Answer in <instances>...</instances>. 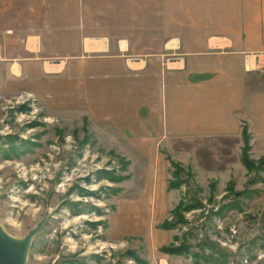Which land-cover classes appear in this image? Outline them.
Masks as SVG:
<instances>
[{"label": "rangeland", "instance_id": "374dc122", "mask_svg": "<svg viewBox=\"0 0 264 264\" xmlns=\"http://www.w3.org/2000/svg\"><path fill=\"white\" fill-rule=\"evenodd\" d=\"M156 1L160 6H172L178 0ZM68 3L74 17L69 26L76 29L70 33V40L77 45L69 51L73 54L75 51L71 56L78 55V47L88 34L107 39L108 54L121 53L116 51V44L125 46L123 57L127 65H134L132 59H143L149 49L162 62L175 57L163 55L165 39L159 38L165 25H175L160 23V11H153L150 17L148 0H69ZM67 25L59 26L67 29ZM89 54L91 58L84 62L98 65L102 56L98 52ZM68 55L54 56L55 62L66 66ZM235 80L241 85L245 83L252 91L247 104L241 97L236 101L237 115L246 112L249 120L253 117L258 125L260 114L255 111L264 108V102L260 105L258 95H253L264 91V72L253 74L251 79L239 75ZM142 82L143 79L139 81ZM142 86L104 89L103 113L98 114L95 105L86 99L89 90L69 88L70 98L58 101L64 108H55L51 95L50 105L45 103L47 93L40 95L28 88L9 91L0 85L1 229L20 239L43 219L31 237L26 264H264V135L257 126L253 129L256 133L249 132L243 120L239 122V134H216L215 176L204 174L197 179L190 168L181 164L192 163L189 152H171L167 150L170 144L164 140L155 149L147 142L136 143L137 137L127 127L129 118L135 119L128 113L131 102L128 98L146 92L147 88ZM164 86L165 78L160 74L150 88V94L157 97L156 104L162 107L161 121L159 118L157 125L150 120L143 123L144 129L155 137L166 122L167 136L171 128L169 107L174 90ZM45 90L50 94L55 92ZM27 93L31 96L27 97ZM99 96L97 91L94 98L99 100ZM240 96L244 98L243 94ZM219 100L227 102L228 98L221 96ZM227 109L226 105L219 113L221 123L229 117ZM201 110L197 108V113ZM216 115L215 110V118ZM242 127L245 138L241 136ZM176 138L181 142L196 139ZM171 162L181 167L177 177L182 182L177 188L168 189ZM152 164L158 167L157 179L153 181ZM101 171L108 175L101 176ZM162 174L166 180L160 185ZM155 181L156 195L150 199L148 192L154 189ZM178 200L181 206L171 213ZM189 202L195 204L184 208ZM163 220L171 228H160ZM173 236L172 244L186 247L185 255L159 250Z\"/></svg>", "mask_w": 264, "mask_h": 264}, {"label": "crops", "instance_id": "0c3cea01", "mask_svg": "<svg viewBox=\"0 0 264 264\" xmlns=\"http://www.w3.org/2000/svg\"><path fill=\"white\" fill-rule=\"evenodd\" d=\"M68 1L0 0V85L4 90L28 88L40 95L47 93L45 103H50L51 95V102L55 101L56 104L55 107L53 103L54 107L64 108L59 102L69 99L73 89H85L89 90L86 99L92 102L96 112L101 114L105 101L104 89L111 91L115 88L143 85L144 89L147 88L146 92L140 97L134 95L132 99L128 98L131 101L127 108L128 113L133 114L135 119L129 118L127 127L129 126L128 129L137 137L136 143L147 142L155 149L156 144L164 140L170 144L167 150L171 152H189L188 156L193 157L192 163L181 164L187 169L190 168L197 179L204 174L215 176L216 134H239V122L243 120L246 121L249 132L256 133L253 129L257 126L264 135L263 106L255 111L260 114L258 125H255L254 121L257 120L253 117L249 120L246 112L244 115H237L234 107L237 100L242 99L247 104V96H252L251 88L245 86V83L241 85L235 78L240 75L251 79L253 74L264 72V0H178L172 6H160L156 0H148L150 17L153 11H160L159 15L164 19H159L160 23L175 25H165L159 38L165 39L161 50L163 55L174 54L176 58H168L162 62L157 54L149 49L143 59H132L134 65H127L123 57L125 46L116 44V51L120 50L121 53L108 54L107 39L89 37L88 34L78 47V55L71 56L73 53L69 51L75 50L77 45L70 40V33H74L76 29L69 26L74 17L71 15L72 5ZM61 23L68 24L67 29L60 28ZM182 24L186 26H180ZM66 35L67 39L64 38ZM61 36L64 41H61ZM94 52L102 56L100 63L94 66L84 62L88 61L85 59L91 58H88L89 53ZM64 53L72 58L68 55L67 65L60 66L61 62H55L54 56ZM215 53H218L217 56ZM1 72L6 75L3 76ZM223 73H227L226 78ZM160 74L165 78L164 88L174 90L169 107L172 121L168 136L164 132V128L168 127L166 122L164 127L161 124V133L159 135L157 131L155 137L144 129L143 123L144 120H150L157 125L159 118L161 121L162 107L156 104L157 97L150 94V88L154 87ZM103 75L107 78L101 79ZM141 79L143 82L139 83ZM10 80L13 83L9 82ZM16 82L17 85L14 84ZM45 88L55 92L50 94ZM97 91L100 93L99 100L94 98ZM242 94L244 98L240 96ZM256 95L261 105V102H264V91L254 93L253 96ZM221 96H227L228 101H220ZM226 105L230 114L227 120L221 123L219 113L225 110ZM197 108L202 109L200 114L197 113ZM176 136H192L196 139H183L181 142ZM177 144L184 149L179 148ZM201 161L204 163H200ZM164 167L161 168L163 173ZM150 169L153 181L154 178L157 179L158 167L152 164ZM165 180L162 174L160 185L161 182L165 184ZM156 184L155 181L154 189L148 192L150 199L152 195H156ZM164 194L162 193L163 197Z\"/></svg>", "mask_w": 264, "mask_h": 264}, {"label": "water", "instance_id": "95a60500", "mask_svg": "<svg viewBox=\"0 0 264 264\" xmlns=\"http://www.w3.org/2000/svg\"><path fill=\"white\" fill-rule=\"evenodd\" d=\"M43 219L23 237L15 239L6 234L0 227V264H26L31 237L39 230Z\"/></svg>", "mask_w": 264, "mask_h": 264}, {"label": "trees", "instance_id": "16d2710c", "mask_svg": "<svg viewBox=\"0 0 264 264\" xmlns=\"http://www.w3.org/2000/svg\"><path fill=\"white\" fill-rule=\"evenodd\" d=\"M245 135H246V132H245V129L244 127L241 128V136L242 138H245ZM170 165L172 166V170H171V176L172 178L170 180H168L167 182V188L168 189H173V188H177L178 185H180V183L182 182L181 179H179V177H177L178 175V171H181V167H179L178 164L176 163H170ZM101 176H106L108 175L106 172L104 171H101L99 172ZM195 203H187L185 204L183 207L184 208H190L191 206H193ZM181 206V201L178 200V202L176 203V205H174V207L172 209H170V212L171 213H175V211ZM159 227L160 228H171V225H169V223L166 222V220L162 221L160 224H159ZM175 237L173 236L172 237V241L169 242L168 244L166 245H162L159 250L161 252H164V253H167V254H174V255H185L186 254V247H184L183 245H177V246H174L172 244V242L174 241ZM205 243V242H204ZM129 255H132L134 256L132 253H129ZM193 256H197V253H194ZM134 259H137L135 256H134Z\"/></svg>", "mask_w": 264, "mask_h": 264}, {"label": "bare ground", "instance_id": "6f19581e", "mask_svg": "<svg viewBox=\"0 0 264 264\" xmlns=\"http://www.w3.org/2000/svg\"><path fill=\"white\" fill-rule=\"evenodd\" d=\"M26 96H27V97H30L31 94H30V93H27ZM20 98H22V97H20ZM23 101H24V100H23ZM101 246H102V245H101Z\"/></svg>", "mask_w": 264, "mask_h": 264}]
</instances>
